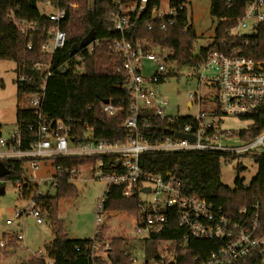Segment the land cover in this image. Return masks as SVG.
Instances as JSON below:
<instances>
[{
    "label": "built area",
    "instance_id": "built-area-1",
    "mask_svg": "<svg viewBox=\"0 0 264 264\" xmlns=\"http://www.w3.org/2000/svg\"><path fill=\"white\" fill-rule=\"evenodd\" d=\"M229 4L231 0H225ZM117 8L108 13L111 30L117 36L105 37L108 48L118 56L115 71L122 76V86L128 96L125 108L113 105L108 99L100 100V110L106 116H115L124 109L121 123L127 136L123 141L108 142L91 137V128L85 126L84 133L90 135L89 140L73 142L71 122L62 120L50 123L38 121L34 128L37 141L29 150H20L15 143L19 141L17 130L3 137L0 134V160L8 158H25L30 161L32 170L39 168V160H49L54 170L51 174L39 178L44 184L54 186L57 176L68 174L70 179L80 174V166H54L52 156H86L96 158L86 164L90 168L93 179L104 181L102 194L95 204V234L89 244V264H120L111 261L112 240L99 239L103 229L102 215L108 217L112 211L104 209V198L111 186H120L123 196L136 195L138 210L134 232L142 236L144 244L150 233L166 228L168 216L174 215L177 225L182 230L178 240L158 239L155 254L144 253L140 261L129 253V264H264V220L260 214L259 203L242 207L236 215H230L221 208L213 206L205 198L190 193L182 186L180 180L171 175L145 173L139 165V157L147 152H181V151H213L221 155V162L237 161V167L246 165L241 158L264 156V126L250 137V130L259 127L257 116L264 111V61L245 56L236 43H247L256 25L264 20V0H245L242 14L236 24L226 30V38L203 43L196 51L198 62L190 65H179L174 59L175 50L162 45L150 37H130L132 26L141 20L146 28L164 31L172 25L181 10L188 12L184 2L171 4L169 0H113ZM38 9L45 16L46 24L40 29L44 40L40 46L44 60L35 63L34 68L43 71L42 84L38 91L25 93V108L36 112L41 118L45 82L51 75V61L54 53L65 46L67 40L66 27L70 24L69 11L77 8L76 2L67 7L54 5L50 0L37 3ZM20 33L27 34L36 29L35 23L15 20ZM99 41L95 38L86 46L72 54L69 62H81L82 52L92 53ZM193 46V44H192ZM208 48L203 54L202 49ZM31 49V44H27ZM81 49V50H80ZM143 60L151 61L152 70L143 74ZM63 66L59 67L61 70ZM185 67L187 72L181 74L179 69ZM190 77L195 80L196 90L189 94L187 107L196 106V112L189 116H179L167 111L168 101L159 90V86L171 77ZM24 77L20 76L19 80ZM106 100V101H105ZM210 103L211 105H209ZM148 116L167 118L174 122L180 117L187 122L180 128H170L168 133L158 141L150 142L145 136L146 128H150ZM248 121L243 125L228 123ZM190 135L179 137L178 134ZM243 133V135H241ZM104 159H110V162ZM112 169V171L110 170ZM2 180L0 179V182ZM29 180L22 178L14 182L21 198L28 201L24 209H18L16 216L30 218L32 222L42 223L41 211L44 195L36 187L25 194L24 186ZM7 222H9L7 220ZM165 226V227H164ZM119 237V236H118ZM15 240H22V234H15ZM121 239H124L121 236ZM191 240L206 241L200 246L206 255L201 258L197 254L186 257L181 250ZM3 244L0 242V246ZM207 248V249H205ZM35 257H41L47 264L51 260L46 252L38 251ZM187 259V260H186Z\"/></svg>",
    "mask_w": 264,
    "mask_h": 264
},
{
    "label": "trees",
    "instance_id": "trees-1",
    "mask_svg": "<svg viewBox=\"0 0 264 264\" xmlns=\"http://www.w3.org/2000/svg\"><path fill=\"white\" fill-rule=\"evenodd\" d=\"M44 0H0V60H11L15 63V88L18 96L38 91L42 84L43 71L34 68L35 63L44 60L40 46L44 37L40 36V29L46 24L45 16L38 9L37 3ZM54 5L67 7L76 2L77 8L69 11L70 24L67 29L65 46L54 53L51 61L52 73L45 82L44 97L40 108L41 118L34 110L21 108L15 110L16 130L19 141L15 143L20 150H29L31 144L37 141L34 128L38 121L50 123L53 120H62L71 124L73 142H82L89 138L108 142L123 141L127 132L121 123L124 118V109L115 116H106L99 107L100 100L108 99L113 105L125 108L128 96L122 86V76L115 71L118 56L107 47L105 37L117 36L111 30L108 13L117 8L113 0H50ZM157 2L159 0H151ZM245 0H209L210 14L217 19L214 28V40L226 38V30L236 24L243 11ZM171 4L184 2L183 0H169ZM24 20L35 23L36 29L27 34L20 33L15 20ZM139 20L132 26L130 37H150L154 41L172 47L175 50L174 59L179 65H193L198 57L192 51V44L196 33L181 10L172 25L164 31L153 28L148 30L146 23ZM93 31L94 38L99 41L88 54L82 52L81 62H69L72 58L70 50L79 44L82 38ZM31 49H27V44ZM245 56L264 61V20L256 25L254 32L248 35L247 43H236ZM208 48L201 50L202 54ZM81 50V49H80ZM61 70L59 67H61ZM23 76V80L19 77ZM150 128L144 130L150 142L161 140L170 128L178 129L186 122L180 117L174 122L167 118L148 116ZM259 127L250 130V137L256 135L264 126L263 114L256 117ZM70 121V122H68ZM85 126L91 128V137L84 133ZM1 134V125H0ZM243 135V133H241ZM96 158L86 156H52L54 166L77 167L93 163ZM25 158H8L3 163L7 174L0 176L1 180L13 182L23 178L25 173L23 163ZM110 162V159H104ZM256 174L249 184L244 185L242 179L236 177L234 186L228 187L220 181L221 155L213 151H181V152H147L139 157V165L143 172L150 174L170 173L177 177L182 186L190 193L205 198L213 206L221 208L230 215H236L242 207L258 202L260 214L264 220V156L255 158ZM112 171V169H110ZM54 194L45 193L39 198L43 200L41 208L51 226L53 238L45 246L46 255L50 264H89V244L94 237L76 239L69 238L64 224L58 218V203L61 198L76 194L74 185L68 174L57 176L54 185ZM34 186L28 182L23 192L28 194ZM104 209L114 212H125L136 216L138 205L136 195L123 196L120 186H111L104 198ZM165 227V226H164ZM182 230L177 225L174 215L168 216L166 228L150 233L146 245L150 246L149 254H155V245L158 239L178 240ZM99 239L112 240L111 261L120 264H129V254L121 250V237H108L104 229L98 235ZM206 246V241L191 240L182 248L184 255L190 257L197 254L203 258L206 253L199 250ZM207 249V248H205ZM187 260V259H186ZM20 264H47L41 257H30ZM187 264H189L187 260Z\"/></svg>",
    "mask_w": 264,
    "mask_h": 264
},
{
    "label": "rangeland",
    "instance_id": "rangeland-1",
    "mask_svg": "<svg viewBox=\"0 0 264 264\" xmlns=\"http://www.w3.org/2000/svg\"><path fill=\"white\" fill-rule=\"evenodd\" d=\"M167 0H161L165 3ZM186 5L189 21L196 33L193 42L194 51L203 43L210 41L214 36V28L217 19L209 11V0H183ZM143 74L152 70L151 61L143 60ZM15 63L11 60H0V125L1 135L9 136L16 130L15 110L16 106L23 108L26 105V96L16 94L15 88ZM181 74H185L187 69L181 67ZM159 90L168 101V112L179 116H189L196 112V106L187 107L189 94L195 92L196 83L193 78L177 76L171 77L166 83L159 86ZM211 105L210 103H208ZM234 125H243L248 121L234 122ZM246 165L245 169L237 167V161L221 162L220 181L228 187L234 186L236 177L242 179L244 185L250 183L256 174V164L251 158H241ZM80 174L70 179L76 189L75 195L61 198L58 203V218L62 220L69 238L84 239L93 238L95 233V204L102 194L104 181L93 179L90 175V168L86 164L80 165ZM25 171L23 178L29 180L30 184L36 187L43 194H54L55 187L44 184L39 180L40 176L46 177L54 174L49 160H39V168L32 170L28 159L23 163ZM42 177V178H43ZM11 180L0 182V264H20L40 250L45 251V246L50 243L53 233L48 219L43 216L40 224L29 223L24 217L16 216L18 209H24L28 201L21 198ZM7 220L9 222H7ZM136 219L125 212H114L108 217L102 215V228L108 237H121V248L129 253L132 258L140 261L144 250L149 252L150 246L145 245L142 236H138L133 228ZM15 234H22V240H15Z\"/></svg>",
    "mask_w": 264,
    "mask_h": 264
},
{
    "label": "water",
    "instance_id": "water-1",
    "mask_svg": "<svg viewBox=\"0 0 264 264\" xmlns=\"http://www.w3.org/2000/svg\"><path fill=\"white\" fill-rule=\"evenodd\" d=\"M94 39V34H93V31H89L83 38L82 40L79 42V44L77 45H74L72 47V49L70 50V54H74L77 52V50L81 47H84L86 46L90 41H92ZM106 101V100H105ZM179 137H184V136H187L191 141L193 140V137L190 136V135H185V134H181L179 133L178 134ZM244 166L241 165L240 166V169H243ZM5 174H7V169L3 163L2 160H0V176H4Z\"/></svg>",
    "mask_w": 264,
    "mask_h": 264
},
{
    "label": "crops",
    "instance_id": "crops-1",
    "mask_svg": "<svg viewBox=\"0 0 264 264\" xmlns=\"http://www.w3.org/2000/svg\"><path fill=\"white\" fill-rule=\"evenodd\" d=\"M42 177H43V176H40L39 178H42ZM27 221H28L29 223L32 222L30 218H27Z\"/></svg>",
    "mask_w": 264,
    "mask_h": 264
}]
</instances>
